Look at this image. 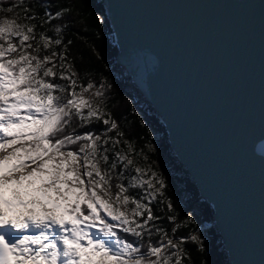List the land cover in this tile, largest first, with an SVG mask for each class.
I'll use <instances>...</instances> for the list:
<instances>
[{"label":"snow or ice","instance_id":"1","mask_svg":"<svg viewBox=\"0 0 264 264\" xmlns=\"http://www.w3.org/2000/svg\"><path fill=\"white\" fill-rule=\"evenodd\" d=\"M18 7L27 22L0 19V264H184L182 244L151 207L163 199L173 208L163 174L148 163L155 147L124 139L96 102L104 83L84 96L96 86L78 82L71 40L36 32L32 21L42 27L69 9L41 16L16 0L0 12ZM93 122L107 127L77 131ZM187 239L204 247L199 235Z\"/></svg>","mask_w":264,"mask_h":264},{"label":"water","instance_id":"2","mask_svg":"<svg viewBox=\"0 0 264 264\" xmlns=\"http://www.w3.org/2000/svg\"><path fill=\"white\" fill-rule=\"evenodd\" d=\"M103 1L116 62L212 204L228 264H264V17L254 0ZM236 37L248 46H231Z\"/></svg>","mask_w":264,"mask_h":264},{"label":"trees","instance_id":"3","mask_svg":"<svg viewBox=\"0 0 264 264\" xmlns=\"http://www.w3.org/2000/svg\"><path fill=\"white\" fill-rule=\"evenodd\" d=\"M16 0H0V7L12 6ZM25 4L32 7L43 16L45 10L53 14L57 10L68 8L61 17L53 19L42 27L41 21H32L38 25L36 32L46 31L47 35L62 37L68 45V62L73 65L79 77V83L86 85L93 82L96 89L101 83L105 84L103 97L96 98V102L108 113L112 114L119 128L126 133L124 139L136 144L137 150L149 140L156 151L148 153L154 170L161 172L166 180L165 195L173 203L172 209H167L163 199L153 201L151 207L154 214L161 217L155 221L164 228L174 243H181L184 249V264H228L227 254L218 229L212 224L213 207L203 196L188 173L185 165L177 158L171 148L165 123L153 106L146 101L141 93L129 84L130 76L117 70L116 55L118 46L108 18L103 0H25ZM16 17L23 20L22 8H16L12 13L0 12V19ZM56 27L61 28L58 34ZM63 45L57 48L62 51ZM50 54V53H49ZM132 81V80H131ZM64 83V81H59ZM107 126L102 122H93L77 129L83 133L94 130L102 132ZM115 135V132L111 133ZM75 147V146H73ZM125 147L126 145H121ZM132 191H139L138 189ZM168 216H176L175 222ZM192 222L173 232L177 224L184 225L188 217ZM197 233L201 237L204 247L190 242V235ZM185 238V239H182ZM155 239H158L156 237Z\"/></svg>","mask_w":264,"mask_h":264},{"label":"bare ground","instance_id":"4","mask_svg":"<svg viewBox=\"0 0 264 264\" xmlns=\"http://www.w3.org/2000/svg\"><path fill=\"white\" fill-rule=\"evenodd\" d=\"M216 1H222V0H216ZM253 4H256V6L258 7V10L261 12V15L264 17V0H257V2L254 0V1H251ZM209 3H210V1H209ZM214 11H215V7H210V12H209V14H213L214 13ZM210 16V15H209ZM222 25H225V22L224 21H222V20H220L219 22H218V26H216L215 28H217V29H219V31H220V39L222 38V36L224 35V33H226V31H224V30H222L220 27L222 26ZM229 33V32H228ZM239 34L242 36V31H240L239 32ZM226 37V39L228 38V36H225ZM222 41L224 42L225 40H224V37H223V39H222ZM234 41L236 42V43H234V42H232V40H231V46H233V47H235V46H239V47H244V46H248V45H246V43H245V41L244 40H242V42H240V39L238 38V37H236V38H234ZM240 42V43H239ZM222 59H224V62L226 63V58H222ZM262 63H264V62H262ZM263 89H264V85H263Z\"/></svg>","mask_w":264,"mask_h":264},{"label":"rangeland","instance_id":"5","mask_svg":"<svg viewBox=\"0 0 264 264\" xmlns=\"http://www.w3.org/2000/svg\"><path fill=\"white\" fill-rule=\"evenodd\" d=\"M117 70L120 72V73H124L125 72V69H124V67L123 66H121V65H118V67H117ZM129 84L130 85H132L133 86V84H132V81L131 80H129ZM134 88H136L135 86H133ZM93 89L91 90V91H89V92H85L84 93V96L85 97H91L92 95H93ZM99 104V103H98ZM100 105V104H99ZM101 106V105H100ZM9 195H11V193L9 192ZM194 235H197V233H194ZM224 250H225V252H226V249H225V247H224ZM226 254H227V252H226Z\"/></svg>","mask_w":264,"mask_h":264}]
</instances>
